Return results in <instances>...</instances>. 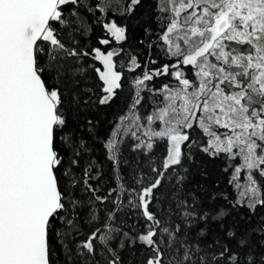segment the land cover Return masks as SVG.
Returning <instances> with one entry per match:
<instances>
[{
	"label": "snow or ice",
	"instance_id": "snow-or-ice-1",
	"mask_svg": "<svg viewBox=\"0 0 264 264\" xmlns=\"http://www.w3.org/2000/svg\"><path fill=\"white\" fill-rule=\"evenodd\" d=\"M0 264H264V0H0Z\"/></svg>",
	"mask_w": 264,
	"mask_h": 264
}]
</instances>
